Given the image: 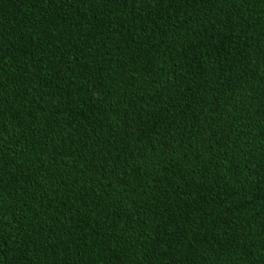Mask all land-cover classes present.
Wrapping results in <instances>:
<instances>
[{"label":"trees","instance_id":"obj_1","mask_svg":"<svg viewBox=\"0 0 264 264\" xmlns=\"http://www.w3.org/2000/svg\"><path fill=\"white\" fill-rule=\"evenodd\" d=\"M0 264H264V0H0Z\"/></svg>","mask_w":264,"mask_h":264}]
</instances>
